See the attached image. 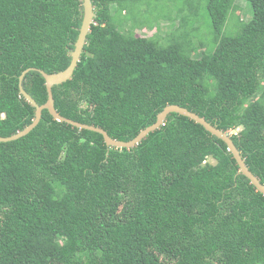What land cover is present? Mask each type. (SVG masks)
Returning <instances> with one entry per match:
<instances>
[{"label":"trees","instance_id":"1","mask_svg":"<svg viewBox=\"0 0 264 264\" xmlns=\"http://www.w3.org/2000/svg\"><path fill=\"white\" fill-rule=\"evenodd\" d=\"M177 1L92 0L74 75L53 86L56 109L128 141L178 104L228 132L264 183V0H246L241 15L238 0H203L207 43L188 28L186 5L129 25L138 9ZM83 11L82 0H0V136L33 121L20 75L70 65ZM162 21L177 26L163 33ZM23 87L47 101L39 70ZM0 264H264V194L190 117L172 112L118 148L44 109L27 135L0 142Z\"/></svg>","mask_w":264,"mask_h":264},{"label":"water","instance_id":"2","mask_svg":"<svg viewBox=\"0 0 264 264\" xmlns=\"http://www.w3.org/2000/svg\"><path fill=\"white\" fill-rule=\"evenodd\" d=\"M83 1V17H82V24L80 27V32L78 38L75 43V48L71 52V62L70 65L61 71L48 73L45 70L38 69V68H27L25 69L22 74L20 75V91L25 96V98L31 102V104L35 107V117L33 121L26 126L24 129L18 131L15 134L10 136H0V142H6L11 140L19 139L25 135H27L30 131H32L41 121L43 116V110L48 109L49 112L53 115V117L59 121H65L73 126H76L80 129H89L96 132H99L103 135L106 143L108 146H114L118 148H132L139 144L142 140H144L150 132L155 131L156 129L160 128L166 121L168 115L172 112H177L184 116L190 117L191 119L195 120L196 122L202 124L208 131L212 134L218 136L219 138L223 139L227 145L228 149L233 153L235 159L237 160L240 166V172L246 175L250 180L251 183L254 184L258 191L264 194V183L261 182L260 178L254 174L250 168L248 167L245 158L242 156L240 150L236 146L234 140L232 139L231 135L228 132L219 129L217 126L213 125L209 122L205 117L199 115L196 112L189 110L186 107L180 106L178 104H169L167 105L157 117L156 122L152 125L142 129L133 139L124 141L114 139L104 128L95 126L92 124L83 123L68 117L63 116L58 112L55 106V98L53 95V86L62 84L68 80H70L73 75L74 71L78 65V62L81 58V55L84 51V46L87 42V36L91 31V26L95 21L96 17V9L92 2V0H82ZM37 69L41 72L46 80V86L48 90V99L44 104H39L36 99L28 93L23 87V80L26 74L32 70Z\"/></svg>","mask_w":264,"mask_h":264},{"label":"rangeland","instance_id":"3","mask_svg":"<svg viewBox=\"0 0 264 264\" xmlns=\"http://www.w3.org/2000/svg\"><path fill=\"white\" fill-rule=\"evenodd\" d=\"M178 5L182 6V5H186V9L188 10V14L191 15V21L189 24L188 28H193L195 27V29L197 30V34L199 35L197 37V40L200 42L201 40H203L204 42H210L211 38H212V30H211V24L209 19L205 18V10H204V5H203V0H178L176 3V6H171V7H167V5L165 4V2H162L160 4H158L159 7H157L154 11L152 12H146L147 10H143V9H138L135 13V17L138 18L137 22L130 21L129 25L132 23L135 26L140 25L139 21H144V20H155L160 16L166 15L167 13L170 14V12L172 11H176V8L178 9ZM190 8L194 9V13H190ZM247 8V1L246 0H238L237 1V5L234 7V12L237 13L238 15H241L242 13L245 12ZM153 9V8H151ZM142 11V12H141ZM132 15L128 16V20H130ZM134 17V18H135ZM122 21H126L124 18H126L125 15H122L121 17ZM137 20V19H136ZM127 22V21H126ZM181 21L180 19L176 20V24H179ZM122 25V23H120ZM175 23L170 25L169 23H167V21H162L160 23L161 26V30L163 33H167L168 31H170V27L171 28H175L177 25ZM129 25L125 24V28H128ZM123 27V26H122ZM167 27V28H166ZM157 28L156 25L154 27H150V26H144L143 28H137L135 31V33L137 35H154L157 33ZM127 30V29H125ZM197 53L195 52L194 55H196ZM240 130L239 128H236L235 130H231V132H237ZM211 161L214 162V160L212 158H210Z\"/></svg>","mask_w":264,"mask_h":264}]
</instances>
